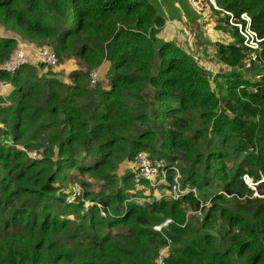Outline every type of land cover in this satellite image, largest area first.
Masks as SVG:
<instances>
[{"label":"trees","instance_id":"16d2710c","mask_svg":"<svg viewBox=\"0 0 264 264\" xmlns=\"http://www.w3.org/2000/svg\"><path fill=\"white\" fill-rule=\"evenodd\" d=\"M214 1L231 40L212 44L211 75L163 36L156 0H0V264H264V40L252 52L229 24L246 14L264 39V0ZM24 44L79 68L6 72ZM138 153L165 184L139 176ZM176 170L180 197L152 196Z\"/></svg>","mask_w":264,"mask_h":264},{"label":"rangeland","instance_id":"374dc122","mask_svg":"<svg viewBox=\"0 0 264 264\" xmlns=\"http://www.w3.org/2000/svg\"><path fill=\"white\" fill-rule=\"evenodd\" d=\"M158 8L161 10V12L168 18L169 21L167 22V29L171 30L174 29V33L169 31L168 33L174 34V39H177V41L183 45H187V48L191 54H194L197 57V60L199 64L207 70L208 73L215 74L218 71L223 70V66L218 63V58L216 57L215 50L212 46L215 42H218L220 40L228 41L231 40L226 33V31H216L214 30L215 21L218 18V15L213 14L208 9L207 0H199L198 5L192 4L191 0H156ZM193 9L196 11H199L204 14V18L202 17L200 20L199 28L196 27V24H191V22H186V16L185 12H193ZM194 13V12H193ZM171 14V15H169ZM177 14L179 17H177ZM183 27H186L184 29ZM185 30V31H184ZM191 32H190V31ZM163 36L167 35V33L162 32ZM201 35V37L197 36ZM172 39V40H174ZM22 48L25 49L28 58L29 64H34L39 66L41 63L37 61L36 55L37 52H39L42 49H51L50 47L46 46L44 48H41L36 45L32 44H24L21 45ZM79 66L76 64V62L71 59L65 61L63 64H58L55 67H39V72L44 73L46 71H51L61 80H67L69 71L78 69ZM250 78L254 77V72L248 73ZM8 94V88L6 85L0 83V96L6 97ZM32 152L30 153V155ZM126 167V166H124ZM123 166L121 167L124 168ZM121 169L119 172L121 173ZM73 176H79L77 172L72 173ZM84 179L91 182V185L93 186V190H97V184L94 183L92 179H88L87 176L84 177ZM74 183H76L74 185ZM140 188V186H138ZM66 192L73 193L74 195H77L79 193H83L82 188L79 186L77 182L71 183L67 189ZM146 194L148 193V190L146 191ZM171 192L170 191H164V189H154L152 191V196L155 198L170 197ZM190 215V213H189Z\"/></svg>","mask_w":264,"mask_h":264},{"label":"built area","instance_id":"2783aa9c","mask_svg":"<svg viewBox=\"0 0 264 264\" xmlns=\"http://www.w3.org/2000/svg\"><path fill=\"white\" fill-rule=\"evenodd\" d=\"M241 21L236 22L233 18V16L230 15L229 24L236 27L239 34L243 38V44L246 46L249 50L252 52L257 51L259 49L260 43L264 39H260L258 35L251 29V20L246 14H242L240 16ZM28 56L26 54V51L24 48H20V50L17 51L15 56H13L7 63L3 65V69L6 72L9 73H15L19 68H21L23 65L28 63ZM37 61L40 63H43L46 67H55L57 64V57L53 49H42L39 52H37L36 55ZM254 60V57L252 58ZM97 80V73L93 72L90 74V82L91 84H94ZM32 158L36 157L35 153H32L30 155ZM137 162H138V169H139V176L147 181L150 182L152 186L155 185H161L166 183V174L163 171V162L161 160L152 161L148 158V156L144 153H138L136 156ZM180 176L178 174V171H175V176L173 179V184L171 186V195L170 197L172 199H178L180 195L182 194L180 183H179ZM245 182L252 187V183L249 181V179L245 176L244 177ZM187 191V190H186ZM188 192L195 194V189H190ZM80 194L74 195L72 197H68L67 202L71 203L73 202L74 196H79ZM169 221L165 222L164 224L155 227V230L160 231L162 226H165L168 224ZM163 253H160V255L157 258L156 264H163Z\"/></svg>","mask_w":264,"mask_h":264},{"label":"crops","instance_id":"0c3cea01","mask_svg":"<svg viewBox=\"0 0 264 264\" xmlns=\"http://www.w3.org/2000/svg\"><path fill=\"white\" fill-rule=\"evenodd\" d=\"M169 31H171V32H173V33H174V29L168 30V29H167V27H166V29H165L164 33H167V35H166V36H168V37H169L168 39H170V38H173V37H174V34H172V33H168ZM164 37H165V36H164Z\"/></svg>","mask_w":264,"mask_h":264},{"label":"water","instance_id":"95a60500","mask_svg":"<svg viewBox=\"0 0 264 264\" xmlns=\"http://www.w3.org/2000/svg\"><path fill=\"white\" fill-rule=\"evenodd\" d=\"M211 3H212L213 6L216 8L215 1H214V0H211Z\"/></svg>","mask_w":264,"mask_h":264},{"label":"clouds","instance_id":"9594fccd","mask_svg":"<svg viewBox=\"0 0 264 264\" xmlns=\"http://www.w3.org/2000/svg\"><path fill=\"white\" fill-rule=\"evenodd\" d=\"M210 2H211V0H210Z\"/></svg>","mask_w":264,"mask_h":264}]
</instances>
